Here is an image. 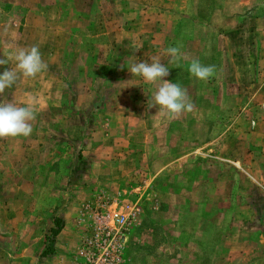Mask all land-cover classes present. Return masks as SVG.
Returning a JSON list of instances; mask_svg holds the SVG:
<instances>
[{
  "label": "rangeland",
  "instance_id": "1",
  "mask_svg": "<svg viewBox=\"0 0 264 264\" xmlns=\"http://www.w3.org/2000/svg\"><path fill=\"white\" fill-rule=\"evenodd\" d=\"M34 45L47 71L3 97L31 93L38 114L29 137L0 139V264L71 263L106 207L138 213L120 264H264V0H0V58ZM157 55L194 105L178 119L127 69ZM194 59L214 77L191 76ZM221 176L225 204L186 199ZM54 217L62 245L41 258Z\"/></svg>",
  "mask_w": 264,
  "mask_h": 264
},
{
  "label": "clouds",
  "instance_id": "2",
  "mask_svg": "<svg viewBox=\"0 0 264 264\" xmlns=\"http://www.w3.org/2000/svg\"><path fill=\"white\" fill-rule=\"evenodd\" d=\"M164 54L171 57L170 62L179 63L184 58L179 46L168 47ZM10 61L14 67H7L0 73V139L26 138L31 135L33 122L38 114L35 97L28 93L20 103L15 100L8 101L3 97L6 90L13 88L21 79H35L38 74L46 72L48 64L35 45L30 48L14 47L9 51L7 58H0V66ZM127 69L133 78L140 77L145 84L158 85L148 107L157 106L160 115L173 120L193 110L194 105L187 90L178 83L164 79L169 75V68L161 62L159 55L151 57V62L137 60L135 56H131ZM188 72L196 79L206 82L214 77L216 66L204 65L194 59L188 66Z\"/></svg>",
  "mask_w": 264,
  "mask_h": 264
},
{
  "label": "built area",
  "instance_id": "3",
  "mask_svg": "<svg viewBox=\"0 0 264 264\" xmlns=\"http://www.w3.org/2000/svg\"><path fill=\"white\" fill-rule=\"evenodd\" d=\"M137 210L125 212L93 209L86 230L69 264H120L126 235L137 217Z\"/></svg>",
  "mask_w": 264,
  "mask_h": 264
},
{
  "label": "crops",
  "instance_id": "4",
  "mask_svg": "<svg viewBox=\"0 0 264 264\" xmlns=\"http://www.w3.org/2000/svg\"><path fill=\"white\" fill-rule=\"evenodd\" d=\"M45 29V27H43ZM39 30H43V29H39ZM44 39V38H43ZM55 39V38H54ZM44 42H48V41H44ZM54 44H55V47L57 45L60 46V44L58 42H60L58 39H55L54 41ZM52 42H48V44H51ZM61 43V42H60ZM230 169V170H229ZM226 173L230 175L233 174H237L238 171L234 168V167H228V170H225ZM224 178H227V176H221L219 178H217V181L213 180V181H210V182H205L204 185L200 186L199 185V189H202V190H205L206 189H213L215 196L211 197V196H208L206 195V192H204V194L206 195L205 197H198V198H194V197H191V198H186L189 202H195L197 203L198 205L202 206V205H205V206H211V205H214L215 207H218L219 204H225L227 202V199L225 198V195L222 196V192L226 189H229V191H232L234 189H236V185H234V181L233 182H226ZM213 185V186H212ZM207 187H212V188H207ZM216 190V191H215ZM220 191V192H219ZM230 193V192H229ZM210 195V194H209ZM228 202L230 204H232L231 202V199L229 198L228 199ZM236 203L234 202L233 205H235ZM62 233V232H61ZM60 234L57 235V237L55 238V242H54V253L57 251V248L55 246H59L61 247V242H59V237ZM181 249V248H180ZM221 248L220 247H217L215 249H213V252H214V255H218L219 256V252L221 253ZM182 254L184 256L185 254V247H183L182 249ZM197 252L201 255H204L205 254V250L204 249H201L199 246L197 248ZM67 260L65 261H68L69 258H66ZM183 261L184 259L182 260L181 264H183ZM61 263H63V261H60Z\"/></svg>",
  "mask_w": 264,
  "mask_h": 264
},
{
  "label": "trees",
  "instance_id": "5",
  "mask_svg": "<svg viewBox=\"0 0 264 264\" xmlns=\"http://www.w3.org/2000/svg\"><path fill=\"white\" fill-rule=\"evenodd\" d=\"M63 229V223L60 217H54L51 220V226L48 228V234L46 236V246L40 253L41 258H45L54 254V242L57 235Z\"/></svg>",
  "mask_w": 264,
  "mask_h": 264
}]
</instances>
